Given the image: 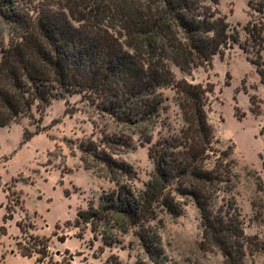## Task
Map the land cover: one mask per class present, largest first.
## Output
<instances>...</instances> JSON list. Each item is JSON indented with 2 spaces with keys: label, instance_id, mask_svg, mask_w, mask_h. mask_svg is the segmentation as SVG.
I'll return each mask as SVG.
<instances>
[{
  "label": "trees",
  "instance_id": "obj_1",
  "mask_svg": "<svg viewBox=\"0 0 264 264\" xmlns=\"http://www.w3.org/2000/svg\"><path fill=\"white\" fill-rule=\"evenodd\" d=\"M220 1L58 0L31 16L18 12L9 0H0V15L10 25L8 41L0 42V128L34 119V109L43 116L54 101L81 95L116 123L134 127L139 141L150 145L154 170L139 193L126 184L132 181V166L114 158L115 145H124V135L103 131L102 140L77 145L84 168L103 169L117 186L78 210V239L89 229L94 240L101 238L111 246L116 241L107 230H135L143 248L136 264H176L167 258L152 222L159 212L180 216L185 202H190L200 213L205 241L227 264H246L253 239L244 233L235 201L215 208L220 193L232 191L234 162L228 153L219 156L213 148L208 91L186 80L176 83L174 101L183 125L178 134L156 143L151 134L164 102L160 89L175 82L172 67L190 74L238 45L253 55L250 61L264 84V0L251 3L262 20L247 25L244 44L237 32L232 34ZM67 113L71 114L68 109ZM42 132L38 127L32 133L26 130L24 143ZM259 189L264 193L263 184ZM7 200L5 224L14 220L15 212L11 194ZM17 226L22 234L16 243L20 256L36 264L50 256L49 238L30 234L34 227L23 221ZM6 235L7 228L1 226L0 237ZM66 240L67 236L60 238L61 243ZM73 260L67 250L62 264Z\"/></svg>",
  "mask_w": 264,
  "mask_h": 264
},
{
  "label": "rangeland",
  "instance_id": "obj_2",
  "mask_svg": "<svg viewBox=\"0 0 264 264\" xmlns=\"http://www.w3.org/2000/svg\"><path fill=\"white\" fill-rule=\"evenodd\" d=\"M57 1L9 0V3L20 13L37 16L40 8L55 6ZM255 1H220L219 8L232 34H239L241 44L248 39L247 25L262 20L251 5ZM261 22L264 24V20ZM9 26L0 15V42L8 41ZM252 57L234 45L222 56H215L211 66L198 67L190 74L172 67L175 82L160 89L164 102L151 134L156 143L178 134L183 125L174 101L176 83L186 80L208 91L206 110L213 128V148L219 156L221 152L228 153V160L234 162L232 191L221 192L215 208L230 199L235 201L244 233L253 239L246 264H264V193L259 189L264 185V84L250 61ZM67 101L56 100L43 116L34 109V119L22 118L20 123L0 128V227L7 228V235L0 237V264H36L34 259L18 253L16 243L22 238L17 226L20 221L34 227L30 234L50 239V256L40 259L38 264H62L67 250L74 256L71 264H136L143 248L135 230L128 233L107 230L116 241L111 246L104 245L101 238L94 240L89 229L84 239L76 237L78 230L74 223L78 210L87 209L91 202L96 203L100 196L117 189L103 169L94 172L84 168L77 145L89 139L102 140L103 131L124 135V145H115L118 154L114 158L132 166V181L126 184H131L136 193L145 190L154 170L148 157L150 145L139 141L134 127L116 123L81 95ZM37 127L44 132L24 143L25 131L32 133ZM90 164L96 163L90 159ZM9 194L14 201L11 202L14 220L5 224ZM157 215L152 226L158 230L170 262L227 264L221 252L205 241L200 213L193 203L185 202L182 214L176 218L164 212ZM62 236H67L65 243L60 242Z\"/></svg>",
  "mask_w": 264,
  "mask_h": 264
}]
</instances>
